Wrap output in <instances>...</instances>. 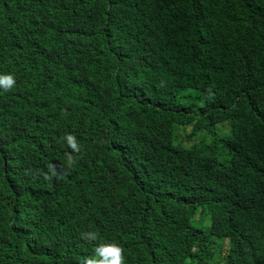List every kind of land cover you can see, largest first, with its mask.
<instances>
[{"label": "trees", "instance_id": "1", "mask_svg": "<svg viewBox=\"0 0 264 264\" xmlns=\"http://www.w3.org/2000/svg\"><path fill=\"white\" fill-rule=\"evenodd\" d=\"M5 76L0 264H264V0H0Z\"/></svg>", "mask_w": 264, "mask_h": 264}, {"label": "clouds", "instance_id": "2", "mask_svg": "<svg viewBox=\"0 0 264 264\" xmlns=\"http://www.w3.org/2000/svg\"><path fill=\"white\" fill-rule=\"evenodd\" d=\"M14 84L11 76L0 77V85L10 88ZM72 148H76L75 138L67 137ZM85 238L95 240L96 236L92 233L85 234ZM85 264H124L123 249L117 245H101L95 251V257L86 258Z\"/></svg>", "mask_w": 264, "mask_h": 264}, {"label": "rangeland", "instance_id": "3", "mask_svg": "<svg viewBox=\"0 0 264 264\" xmlns=\"http://www.w3.org/2000/svg\"><path fill=\"white\" fill-rule=\"evenodd\" d=\"M198 218H199V214L197 215V217L195 218L196 220H198ZM201 226V225H200Z\"/></svg>", "mask_w": 264, "mask_h": 264}]
</instances>
